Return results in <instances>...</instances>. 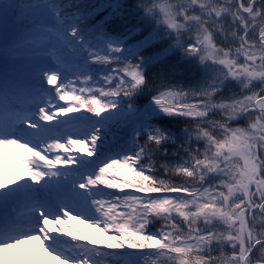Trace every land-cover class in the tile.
I'll use <instances>...</instances> for the list:
<instances>
[{
  "label": "snow or ice",
  "instance_id": "obj_1",
  "mask_svg": "<svg viewBox=\"0 0 264 264\" xmlns=\"http://www.w3.org/2000/svg\"><path fill=\"white\" fill-rule=\"evenodd\" d=\"M0 264H264V0H0Z\"/></svg>",
  "mask_w": 264,
  "mask_h": 264
},
{
  "label": "rangeland",
  "instance_id": "obj_2",
  "mask_svg": "<svg viewBox=\"0 0 264 264\" xmlns=\"http://www.w3.org/2000/svg\"><path fill=\"white\" fill-rule=\"evenodd\" d=\"M76 223H77V226L80 227L85 232V234L92 235V236L96 235L95 230L89 227L87 224L81 223L79 221H77Z\"/></svg>",
  "mask_w": 264,
  "mask_h": 264
}]
</instances>
